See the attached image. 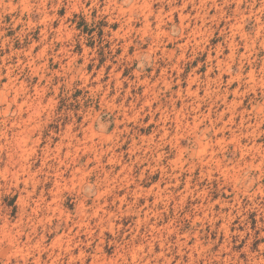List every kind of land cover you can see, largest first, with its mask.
Listing matches in <instances>:
<instances>
[{
	"label": "rangeland",
	"instance_id": "374dc122",
	"mask_svg": "<svg viewBox=\"0 0 264 264\" xmlns=\"http://www.w3.org/2000/svg\"><path fill=\"white\" fill-rule=\"evenodd\" d=\"M0 264H264V0H0Z\"/></svg>",
	"mask_w": 264,
	"mask_h": 264
}]
</instances>
